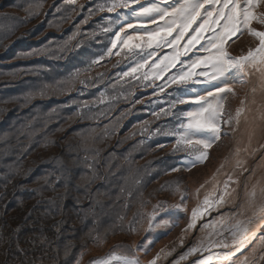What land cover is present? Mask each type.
<instances>
[{"label": "rangeland", "instance_id": "1", "mask_svg": "<svg viewBox=\"0 0 264 264\" xmlns=\"http://www.w3.org/2000/svg\"><path fill=\"white\" fill-rule=\"evenodd\" d=\"M103 3L77 0L72 6L64 0H0V264H29L33 259L36 264H90L110 253L121 255L118 245L135 246L146 235L153 241L151 250L136 255L141 264H147L182 235L197 205L196 190L212 179L226 158L224 173L233 174V179L246 173L236 167L233 157L244 149L240 144L242 119L226 129L230 134L224 136H239L238 147L223 137L203 164L179 173L164 171L168 164H179L177 157L182 154L170 157L173 138L157 131V125H166L164 131H168L178 122L168 123L171 117L157 120L151 114L159 110L163 99L149 103L157 101L152 87L117 75L128 70L123 56L105 57L84 71L107 42L100 35L103 43L99 48L100 43L90 34L100 31L101 16L114 14L88 16L89 9ZM79 5H84L83 10ZM73 7H77L75 12ZM86 17L88 22L82 23ZM77 29L82 34L70 40ZM66 41H70L69 47L77 41L82 46L61 53ZM33 52L43 54L28 55ZM118 60L119 66H114ZM76 69H81L80 75L68 90L55 86ZM100 73H104L102 79ZM86 78L87 84H81ZM42 85L51 87L44 96L35 94ZM249 90V79L237 83L226 109L235 115L240 102L247 103ZM136 100L140 102L134 103ZM77 156L79 162L74 161ZM85 156L94 166V180L83 162ZM61 160L71 171L63 172L62 184L52 191L45 187L44 177L60 175ZM242 161L248 164L244 157ZM177 177L183 178L181 190H187L186 212L176 226L154 228L149 233L144 214L159 200L180 202L179 193L157 194L160 185ZM206 194L212 199L210 185L199 199ZM137 212L142 216L136 231L129 232V222ZM17 242L23 253L17 251ZM251 254L244 255L251 258Z\"/></svg>", "mask_w": 264, "mask_h": 264}, {"label": "snow or ice", "instance_id": "2", "mask_svg": "<svg viewBox=\"0 0 264 264\" xmlns=\"http://www.w3.org/2000/svg\"><path fill=\"white\" fill-rule=\"evenodd\" d=\"M64 3L76 6L77 0H64ZM78 7L83 10L84 5ZM72 10L75 12L77 7H73ZM57 11H60L59 7ZM95 13L114 15L101 16L98 22L101 25L100 31L90 34L98 43H103L99 37L104 35L107 37V42L103 43V50L99 56L92 59L84 71L90 70L92 65H99L105 57L123 56L128 61V70H121L117 75L120 78L129 77L139 81L144 87H152L157 101H149V103H158L163 99V104L167 107L161 104L159 110L151 114L157 120L171 117L168 123L178 122L168 131H164L166 125H157L158 132L173 138L174 144L169 156L177 157V154H182L177 157L180 160L179 164H168L164 171L179 173L182 170L195 168L197 164H203L209 159L213 146L228 135L226 129L233 127L234 122L239 125L246 100L240 102L235 115L226 109L229 97L235 95L236 84L245 83L257 73L264 77V0H146V2L104 0L102 5L89 9L88 16L91 17ZM24 22L26 21H21ZM87 22L88 17L82 21V23ZM81 34L77 29L70 40ZM69 43L70 41L65 42L61 53L82 46L81 41H77L71 47ZM41 54L43 53L33 52L28 55ZM119 64L118 60L114 66ZM144 69L147 71H143ZM80 72L81 69H76L75 73L70 74L65 81L57 82L55 86L60 90H68L73 81L79 77ZM103 76L104 73L99 74L100 79ZM157 81L162 83H156ZM80 83L87 84V78ZM50 87V85L39 86L35 94L44 96ZM138 102L140 101H134V103ZM84 107H87V104ZM52 143L55 145L57 142ZM79 160L80 157H74L75 162ZM83 162L88 165L94 180L96 178L94 166L88 163L87 156L83 158ZM226 164L227 158L216 170L212 179L201 184L196 190L197 205L192 209L182 234L195 228L197 221L210 209L227 203L234 194L239 195L237 189L241 186V181L233 179V174L223 172ZM236 167L242 172L250 171L246 163L239 159L236 161ZM65 171L71 170L61 160L60 175L44 177L45 187L56 191V186L63 182ZM222 173L227 179H220ZM5 179L10 180L11 176ZM182 180V177H177L160 185L157 194L179 193L180 202L169 204L167 199H163L153 205L152 211L144 214L149 233L154 228L170 229L176 226L181 214L186 212L188 194L187 190H181ZM209 185L213 186L212 199L206 194L200 200L201 191L207 192ZM63 186L67 187L66 184ZM32 191L39 192L40 189H32ZM129 195L132 196L131 193ZM243 195L246 203L249 204H255L259 199L262 205L261 211L264 212V185L259 187L244 185ZM144 203L141 201L142 205ZM141 216L140 212L134 214L127 228L129 232L136 231V224ZM119 219L122 221L124 217ZM247 223L250 224L251 220L249 219ZM208 227V224L201 225V231ZM259 227L261 232L258 239L264 243V225ZM227 231L232 237L231 242L223 236V230L209 232L206 234L207 239L199 237L198 243L188 248L179 260L198 255L199 258L192 264H210L213 257L218 264H248L249 258L243 254V250L257 238V232L239 221ZM152 244L153 241L146 235L144 240L135 246L118 245L117 248L123 250L121 255L114 256L110 253L107 258L92 260L90 264H112L113 260L116 264H141L136 253L143 252L147 255ZM213 248L219 250L213 252ZM17 251L21 253L25 251L19 247V242H17ZM206 252L209 254L205 256ZM164 254L165 249H160L147 261V264H158ZM29 264H36V260L33 259Z\"/></svg>", "mask_w": 264, "mask_h": 264}, {"label": "bare ground", "instance_id": "3", "mask_svg": "<svg viewBox=\"0 0 264 264\" xmlns=\"http://www.w3.org/2000/svg\"><path fill=\"white\" fill-rule=\"evenodd\" d=\"M250 90L248 101L245 105V114L242 113V128L239 136L231 134V144L234 147H238L237 140H241L240 144L243 143L244 149L241 151V155L233 153L234 161L236 164L237 159L242 161L244 157L247 159V166L250 171L242 174L240 178L241 186L237 189L239 195L233 196L232 199L228 200L220 206L212 208L199 219L196 223V227L189 230L186 234H182L168 249L165 250V254L161 256L158 264H192V262L199 258L198 255L189 256L185 260H179V257L185 253L188 248L198 243L199 237L207 239L206 234L214 232L216 230H223V236L231 242V235L227 229L231 228L237 221L257 232V238L252 241L244 250L243 254H251L249 258L250 263L248 264H264V243H261L258 236L261 232L259 226L264 225V212L261 211V202L258 199L255 204L246 203L243 195V186L264 185V77H261L259 73L249 78ZM228 132V131H227ZM228 134H230L228 132ZM224 137V140L227 139ZM239 153V152H238ZM233 167V166H232ZM225 175L222 173L220 176L221 180H224ZM213 186L210 185V188ZM233 187H236L233 185ZM223 217V219H220ZM251 220V223L247 222ZM208 224L209 227L201 231V225ZM182 241V242H181ZM259 244V248L255 252L252 250L256 245ZM219 249L213 248L212 251H218ZM209 253H204L208 255ZM239 256V254H237ZM210 264H218L215 257Z\"/></svg>", "mask_w": 264, "mask_h": 264}]
</instances>
